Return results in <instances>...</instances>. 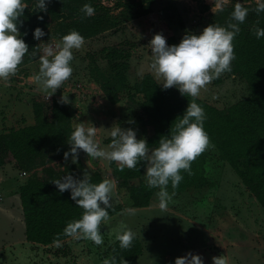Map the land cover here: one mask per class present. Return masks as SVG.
Returning <instances> with one entry per match:
<instances>
[{
    "label": "rangeland",
    "instance_id": "1",
    "mask_svg": "<svg viewBox=\"0 0 264 264\" xmlns=\"http://www.w3.org/2000/svg\"><path fill=\"white\" fill-rule=\"evenodd\" d=\"M129 1L101 0L112 8L104 31L84 40L80 49L72 50L73 72L48 99L32 77L39 70L40 57L45 55L43 49L58 43L62 32L55 23L44 30L45 36L37 40L32 60L22 57L16 71L0 79V133L50 121L55 98L64 95L68 97L65 104L73 124L89 121L98 127V146L104 147L109 142L102 127L113 123L135 128L137 138L147 139L152 128L141 107L142 95L136 94L134 88L147 74L157 82L151 69L153 54L148 41L156 32L165 37L167 44L179 43L186 32L199 34L205 26L214 23L218 10L237 0H219L220 9L215 7L216 0H156L152 5L134 8L128 7ZM246 1L258 2L239 0L241 4ZM202 3L209 9L203 10ZM114 49L124 52L129 66L128 89L116 104L108 100L99 84L102 74L110 73L108 56ZM250 95L247 81L233 72L231 61V71L208 82L197 97L227 110ZM129 120L134 123H127ZM205 150L208 183L184 191L166 187L170 194L174 193L166 210L157 206L156 193L149 207H132L118 188L112 161L89 157L82 150L75 163L71 156L68 160H55L48 154L47 167L37 165L30 171L11 161L0 168V264H103L105 258L111 260L114 256L116 233L125 228L135 233L143 250L136 261L127 264H171L175 257L189 251L200 254L204 264H212L211 257L216 255H224L226 264H264V208L215 146L210 143ZM74 164L82 166V174L86 170L90 177L99 172L102 178L115 179L111 205H123L124 210L100 226L99 245L74 236L51 245L29 242L20 187L33 176L44 179L45 168L62 172Z\"/></svg>",
    "mask_w": 264,
    "mask_h": 264
},
{
    "label": "trees",
    "instance_id": "2",
    "mask_svg": "<svg viewBox=\"0 0 264 264\" xmlns=\"http://www.w3.org/2000/svg\"><path fill=\"white\" fill-rule=\"evenodd\" d=\"M156 0H130L128 7L134 8L152 5ZM91 4L94 12L85 15L82 5ZM257 1H246L242 6L249 9L243 23H239V32L235 35L233 51L235 58L233 72L240 74L248 83L251 95L227 110H221L206 101L185 94L182 96L175 87L163 89L154 78L147 74L135 85L136 94L142 95L141 107L149 118L152 128L146 141L149 148L158 145L161 135H169L177 116L182 115L187 103L193 99L205 113L204 129L210 143L216 147L220 157L239 175L245 186L255 195L264 208V36L255 35L257 27L264 28V11L257 12ZM23 24L19 30L27 32L23 39L29 49L23 57L32 60L36 52V39L32 30L39 26L46 30L55 23L62 36L71 30L78 31L84 40L93 38L104 31L112 8L101 3V0H46V10L38 11L36 0H25ZM203 10L209 9L201 4ZM123 6V4H118ZM234 4L218 10L214 23L225 26L238 23L231 17ZM42 17V19H38ZM110 73L102 74L99 84L112 104L119 101L120 95L128 89V63L124 52L113 50L109 53ZM73 130V117L65 103L55 98L52 119L33 126L0 133V168L15 161L25 171L37 165L47 167L48 154L53 159H64L63 153L69 148L67 138ZM207 152L200 153L190 165V174L180 170L182 180L173 189L171 183L166 186L173 191H184L192 187L205 186ZM71 154L69 155V157ZM40 162V164H39ZM145 163L140 162L134 168L117 167L111 162L114 178L132 207H149L158 188H150L144 177ZM82 166L70 165L58 172L52 167L45 168L46 177L29 178L19 189L26 226V238L29 242L51 245L73 237L64 232L67 223L78 220L84 211L70 199L68 190L60 192L51 182L66 174L76 178L82 177ZM102 178L99 172L90 177L93 183ZM125 206L111 205L109 218L122 212ZM142 245L137 237L128 248H121L119 241L114 246L116 262L136 261L142 254Z\"/></svg>",
    "mask_w": 264,
    "mask_h": 264
},
{
    "label": "clouds",
    "instance_id": "3",
    "mask_svg": "<svg viewBox=\"0 0 264 264\" xmlns=\"http://www.w3.org/2000/svg\"><path fill=\"white\" fill-rule=\"evenodd\" d=\"M36 7L38 11H45L46 0H36ZM215 7L221 8L219 0H216ZM25 8V0H0V79H6L16 71L29 49L23 39L27 32L21 33L19 30ZM81 11L87 16L93 14L94 8L85 3ZM248 11L237 0L231 17L238 23H229L227 27L209 24L199 34L186 32L177 44H167L160 32L154 33L147 45L153 54L151 69L158 84L163 89L175 87L182 96L197 97L208 82L224 72H230L231 61L235 58L232 41ZM256 11H264V0H258ZM255 35L258 39L264 36V28L257 27ZM32 36L39 40L45 36V32L36 26ZM83 43L84 37L78 31L71 30L54 46L46 45L43 49L45 55L40 57L39 70L32 79L46 93L47 99L71 76L72 50L80 49ZM60 101L68 103V97L61 95ZM204 120V109L193 99L187 103L182 115L173 120L175 123L171 133L161 135L158 145L151 149L145 138H137L135 128L121 127L119 123L102 127L109 142L100 147L96 139L98 127L89 121L74 122L67 138L69 148L63 153V158L68 160L71 154V161L75 163L78 152L82 150L89 157L115 161L120 169L134 168L144 162L146 184L150 188H158L157 206L166 210L168 201L174 195L167 191L166 186L170 182L174 189L183 178L180 170L190 174L191 162L210 146ZM127 123L132 124L134 120ZM51 182L60 192L68 190L70 199L84 210L78 220L66 224L64 232L101 244L100 226L109 221L108 209L115 195V179L105 177L93 183L90 173L85 170L81 178L66 174ZM134 238L135 233L130 228L116 233L121 248L130 247ZM211 261L212 264H226V257L212 256ZM103 264H116V258H105ZM123 264H127V261L124 260ZM171 264H204V261L200 254L189 251L175 257Z\"/></svg>",
    "mask_w": 264,
    "mask_h": 264
},
{
    "label": "crops",
    "instance_id": "4",
    "mask_svg": "<svg viewBox=\"0 0 264 264\" xmlns=\"http://www.w3.org/2000/svg\"><path fill=\"white\" fill-rule=\"evenodd\" d=\"M68 159H70V158H68ZM65 160V159H64ZM2 171H5V170H2Z\"/></svg>",
    "mask_w": 264,
    "mask_h": 264
},
{
    "label": "built area",
    "instance_id": "5",
    "mask_svg": "<svg viewBox=\"0 0 264 264\" xmlns=\"http://www.w3.org/2000/svg\"><path fill=\"white\" fill-rule=\"evenodd\" d=\"M25 174H27V173H25Z\"/></svg>",
    "mask_w": 264,
    "mask_h": 264
}]
</instances>
